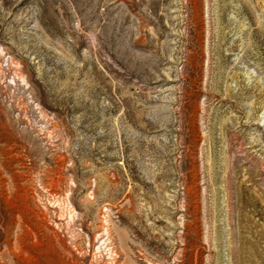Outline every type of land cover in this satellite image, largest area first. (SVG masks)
<instances>
[{
  "label": "rangeland",
  "instance_id": "obj_1",
  "mask_svg": "<svg viewBox=\"0 0 264 264\" xmlns=\"http://www.w3.org/2000/svg\"><path fill=\"white\" fill-rule=\"evenodd\" d=\"M0 264H264V0H0Z\"/></svg>",
  "mask_w": 264,
  "mask_h": 264
}]
</instances>
